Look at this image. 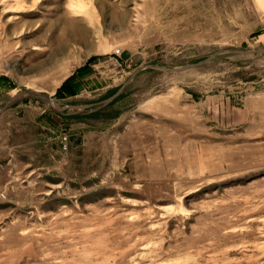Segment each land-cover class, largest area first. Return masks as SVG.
Wrapping results in <instances>:
<instances>
[{
	"label": "rangeland",
	"instance_id": "1",
	"mask_svg": "<svg viewBox=\"0 0 264 264\" xmlns=\"http://www.w3.org/2000/svg\"><path fill=\"white\" fill-rule=\"evenodd\" d=\"M261 50L264 0H0V264H264Z\"/></svg>",
	"mask_w": 264,
	"mask_h": 264
},
{
	"label": "water",
	"instance_id": "2",
	"mask_svg": "<svg viewBox=\"0 0 264 264\" xmlns=\"http://www.w3.org/2000/svg\"><path fill=\"white\" fill-rule=\"evenodd\" d=\"M232 51H235V52H240L241 50H236V49H231ZM261 51H264V50H261ZM219 52H216L215 54H217ZM123 56L126 58L128 56V52H124L123 53ZM157 66V65H155ZM159 67V66H157ZM188 66H185L184 68H186ZM22 97H34L36 99H39L41 101H44L48 104V106L50 108H52L53 110H56L60 113H62L64 111V107H61L55 99H53L48 93L46 92H40V91H37V90H30V91H25V92H20L16 95H14L13 97H11L9 99V101L7 102V104L1 109V110H5L9 105H11L14 101H16L17 99L19 98H22Z\"/></svg>",
	"mask_w": 264,
	"mask_h": 264
}]
</instances>
